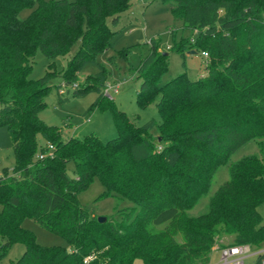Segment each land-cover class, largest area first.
<instances>
[{
    "label": "trees",
    "instance_id": "1",
    "mask_svg": "<svg viewBox=\"0 0 264 264\" xmlns=\"http://www.w3.org/2000/svg\"><path fill=\"white\" fill-rule=\"evenodd\" d=\"M160 2L196 31L191 46L206 53L205 74L191 81L181 73L161 84L167 54L150 40L135 71L136 103H153L158 121L137 126L103 97L104 69L96 61L110 48L109 25L118 23L129 0H0V127L14 160L0 177V261L14 244L23 252L10 264H208L224 237L232 246H264L256 211L264 205V0ZM23 9L30 13L19 20ZM170 37L183 56L188 47ZM75 46L60 78L66 86L86 65L98 67L96 85L75 87L71 95L94 92L87 112L110 113L116 136L104 143L93 134L62 140L57 128L38 119L50 87L47 71L29 78L34 53L53 61ZM249 141H256L260 158L227 164ZM226 164L228 180L203 213L190 216L214 171ZM93 180L104 189L100 198L124 199L133 207L98 223L77 201ZM25 218L70 250L37 245L21 226Z\"/></svg>",
    "mask_w": 264,
    "mask_h": 264
},
{
    "label": "rangeland",
    "instance_id": "2",
    "mask_svg": "<svg viewBox=\"0 0 264 264\" xmlns=\"http://www.w3.org/2000/svg\"><path fill=\"white\" fill-rule=\"evenodd\" d=\"M169 10L170 7L160 0H129L128 10L120 16L118 23L115 26L109 25L110 29L114 31L110 40V48L96 59L97 63L101 64L104 69V87H117V92L111 93L110 99L104 98L106 101L111 100L115 108L122 111L128 121L137 126L149 120L158 121L153 103L144 107H140L136 103V92L140 81L136 79L135 71L140 61L149 52L150 40L158 41L157 51L167 54V68L160 79L161 84L181 73H185L191 81L197 80L205 74V59L201 56V52L196 53L191 46L196 31L185 29L181 20L172 17ZM29 13V9H23L18 13L17 18L23 20ZM170 35L175 37L176 44L184 43L185 47H188L187 51L183 52V56L173 50ZM75 49L76 46L69 51L67 56L57 57L53 61H48L39 51L34 53L29 78L36 81L42 78L47 71L50 87L44 100L45 108L38 114V119L47 126L57 128L62 140H66L68 137L82 139L93 134L104 143L116 136L110 113L98 108H93L87 112L97 96L94 92L80 98L71 95V85L76 88L96 85L92 74L98 72V67L86 65L66 86L60 78V74L66 68V62L73 55ZM123 51L128 52L121 56ZM189 52H194V54H188ZM49 63H52L51 69L47 68ZM61 86L64 87L62 88L63 93L60 95ZM60 99L62 100L60 101ZM262 141L264 143V139ZM38 142L42 144L40 138H38ZM246 156L260 158L256 141H249L236 149L229 156L227 164ZM227 164L219 166L214 171L207 192L187 212L190 216L203 213L208 198L222 183L228 180ZM13 166L14 160L7 131L0 127V177L4 169L9 173ZM72 169V162L67 163L65 170L68 176H71ZM103 192L104 189L99 182L93 180L85 191L77 195V201L89 214L104 218L116 219L118 211L133 207L129 201L124 199L100 198ZM256 211L264 223V205L259 206ZM21 226L34 235L35 242L39 246L62 247L70 250L66 242L45 231L31 219L25 218ZM231 244L232 238L224 237L220 240L219 247ZM22 252L23 247L20 244L12 245L0 264H10L19 258ZM217 257L218 254L213 253L209 264H214ZM133 264H141V262L135 260Z\"/></svg>",
    "mask_w": 264,
    "mask_h": 264
},
{
    "label": "built area",
    "instance_id": "3",
    "mask_svg": "<svg viewBox=\"0 0 264 264\" xmlns=\"http://www.w3.org/2000/svg\"><path fill=\"white\" fill-rule=\"evenodd\" d=\"M201 56L205 59L206 54L201 53ZM61 86L59 89V94L63 93ZM75 88L71 85V89ZM117 92V87L107 86L102 90L103 97L107 99L111 98V93L115 94ZM52 147L48 145L47 155H50ZM39 159L43 155L39 154L37 156ZM218 261L216 264H264V246L261 247H251L249 245H231L224 246L218 250Z\"/></svg>",
    "mask_w": 264,
    "mask_h": 264
},
{
    "label": "water",
    "instance_id": "4",
    "mask_svg": "<svg viewBox=\"0 0 264 264\" xmlns=\"http://www.w3.org/2000/svg\"><path fill=\"white\" fill-rule=\"evenodd\" d=\"M188 54H194V52H189ZM105 221V218L104 217H97V222L98 223H102Z\"/></svg>",
    "mask_w": 264,
    "mask_h": 264
},
{
    "label": "crops",
    "instance_id": "5",
    "mask_svg": "<svg viewBox=\"0 0 264 264\" xmlns=\"http://www.w3.org/2000/svg\"><path fill=\"white\" fill-rule=\"evenodd\" d=\"M215 252L218 254V250H214V251L211 253V255H210V257H209V263H210V258H211V256H212V254L215 253ZM218 255H219V254H218ZM217 261H218V257H217V259H216V261H215L214 264H216ZM209 263H208V264H209Z\"/></svg>",
    "mask_w": 264,
    "mask_h": 264
}]
</instances>
